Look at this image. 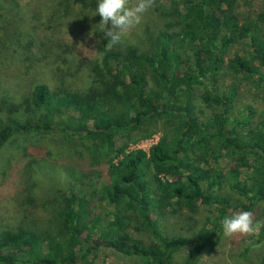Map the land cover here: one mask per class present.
<instances>
[{
    "label": "trees",
    "instance_id": "16d2710c",
    "mask_svg": "<svg viewBox=\"0 0 264 264\" xmlns=\"http://www.w3.org/2000/svg\"><path fill=\"white\" fill-rule=\"evenodd\" d=\"M70 1L98 6V0ZM155 1L168 22L149 37L146 51L123 42L104 51L91 65L94 79L86 89L39 82L21 102L1 99L0 114H6L0 115V152L17 132L58 134L68 150L63 164H52L67 173L69 184L50 226L0 230V264H83L99 245L141 264H170L186 249V264H196L220 241L222 220L234 206L221 192L223 182L246 197V211L264 201V119L254 127L230 126L241 86L264 88V11L241 19L237 0ZM24 7L19 0H0V43L3 31L6 40L13 36L20 46L14 52L27 51L32 64L30 50L40 35L33 19L23 31ZM245 38L249 53L227 59ZM225 66L233 79L223 87ZM157 126L160 137L149 151L129 148ZM223 155L226 169L219 166ZM245 168L252 172L243 177ZM100 178L106 182L99 185ZM98 202L114 211L97 213ZM171 206L191 213L209 208L211 228L191 236L165 234L156 220ZM144 226L152 235L147 242L131 232Z\"/></svg>",
    "mask_w": 264,
    "mask_h": 264
},
{
    "label": "rangeland",
    "instance_id": "374dc122",
    "mask_svg": "<svg viewBox=\"0 0 264 264\" xmlns=\"http://www.w3.org/2000/svg\"><path fill=\"white\" fill-rule=\"evenodd\" d=\"M19 2L25 6L21 12L26 18L23 31L30 25L28 19H33L36 34H39L40 38L30 50V64L26 60L27 51L14 52V49H19L20 46L15 44L13 36L6 40V33L2 32L4 42L0 43V101L9 97L14 102H21L30 87L39 82L49 84L52 89L61 85L75 89H86L90 86L94 79L91 65L100 60L104 51L108 50L105 48L108 41L104 38V33L99 31L101 17L95 16L96 9L83 7L70 0ZM130 2L134 3L135 0ZM162 3L165 6L170 5L169 0H162ZM237 4L241 19L247 15L256 19V13L264 11V0H237ZM159 9L161 7L155 1L154 7L144 16L142 23L127 34L122 42L138 45L146 51L150 45L149 37L159 33L168 22V17ZM33 16H36L35 19ZM93 32L95 33L90 35ZM248 41L250 40L245 38L237 42L227 54V59L235 53H249ZM8 46H11V49ZM115 47L117 45L111 50ZM232 79L228 68L223 67L221 86L226 87ZM263 119L264 88L255 90L251 86H241L230 126L233 127L237 122H246L254 127ZM159 127L155 128L151 136L130 141L129 148L138 147L148 151L158 139ZM59 139L58 134L17 132L3 147L0 152V230L16 229L19 225L31 228L51 225L49 219L53 216L55 207L61 203L60 196H64V193L66 195L65 190L67 191L69 184L68 175L65 177L67 173L63 174L61 168L52 164L56 159L59 160L56 161L57 165L63 164L64 161L60 160L68 150ZM218 161L220 168L229 167L226 155ZM211 162L216 163L212 159ZM250 162H253V158H250ZM251 172L252 170L247 168L243 169V177L249 176ZM106 179L100 178L99 185L106 182ZM152 187L156 186L152 184ZM221 192L228 194L234 205L230 207L229 216L234 212L246 211L242 207L247 203L244 195L233 190L226 182H223ZM174 208L175 206L164 208L156 220L158 227L165 234L191 236L199 230L211 228L207 225L208 217L213 215L209 208L204 207L197 213L187 210L175 212ZM94 210L107 215L108 212L114 211V206L98 202ZM156 210V214H160V209ZM252 213L254 221H264V201H261ZM155 217L156 215L154 219ZM107 219L113 217L109 215ZM123 222V218L118 220L119 225ZM131 232L134 237L145 242L152 238L148 226L141 230L134 228ZM262 232L264 227L257 234L249 236L235 235L229 238L221 234L220 241L208 246L196 264H260L264 260ZM188 258L189 251L183 249L173 255L170 264H186ZM83 264H141V261L134 256L123 255L113 247L99 245Z\"/></svg>",
    "mask_w": 264,
    "mask_h": 264
},
{
    "label": "clouds",
    "instance_id": "9594fccd",
    "mask_svg": "<svg viewBox=\"0 0 264 264\" xmlns=\"http://www.w3.org/2000/svg\"><path fill=\"white\" fill-rule=\"evenodd\" d=\"M155 0H98L96 15L101 17L99 31L108 41L106 49L122 42V39L143 21L144 16L154 7ZM111 25V27H109ZM91 33L90 35L94 34ZM264 227V221H254L250 211L234 212L222 220V234L249 236L257 234Z\"/></svg>",
    "mask_w": 264,
    "mask_h": 264
},
{
    "label": "built area",
    "instance_id": "2783aa9c",
    "mask_svg": "<svg viewBox=\"0 0 264 264\" xmlns=\"http://www.w3.org/2000/svg\"><path fill=\"white\" fill-rule=\"evenodd\" d=\"M159 137H160V132L158 133V139H159ZM158 139L155 141V143L158 141ZM155 143H154V144H155ZM151 147H152V146H151ZM137 148H138V147H137ZM130 149H135V148L130 147ZM142 149H143V148H142ZM144 150H145V149H144ZM149 150H150V149H149ZM149 150H148V151H149ZM146 151H147V150H146ZM115 161H116V163H117V160H115Z\"/></svg>",
    "mask_w": 264,
    "mask_h": 264
}]
</instances>
